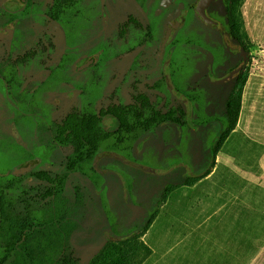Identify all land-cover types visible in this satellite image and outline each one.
<instances>
[{
	"label": "rangeland",
	"instance_id": "obj_1",
	"mask_svg": "<svg viewBox=\"0 0 264 264\" xmlns=\"http://www.w3.org/2000/svg\"><path fill=\"white\" fill-rule=\"evenodd\" d=\"M215 13L224 15L222 3L207 10L210 18L219 19ZM233 13L243 46L235 45L238 50H234L220 31L194 16L192 30L180 31L172 54L163 59L157 88L145 91L162 113L181 107L184 127L166 122L146 133L138 131L134 141L120 147L124 152L115 148L101 151L95 166L94 160L91 163L96 173L88 170L67 177V218L74 227L73 248L80 264H88L108 241L141 232L140 242L151 253L138 257L140 264H264V0H235ZM169 14L170 10L162 8L157 24L160 32ZM33 27L35 36L18 45L17 54L30 49L41 35L35 24ZM48 32L53 61L48 80L39 92L25 96L34 101L33 106L16 105L13 123L11 109L4 105L0 120V186L16 181L17 173L31 161L32 168L18 176L23 177L28 198L41 201L40 207L46 202L42 195L48 186L34 176L48 172L52 178L63 177L73 152L70 146L54 144L53 124L72 110L98 113L109 106H139L138 95L146 89L133 90L125 83L126 60L106 56L112 50L102 57L95 54L91 71L82 67L85 71L77 79L74 69V73L71 69L60 73L56 66L67 48L56 24ZM189 36L192 45L186 43ZM81 41L68 37L72 56L83 52ZM240 47L245 49L246 62ZM85 56H75L71 68ZM236 67H243L248 78L238 89L240 104L234 105L237 126L216 155L215 167L205 179L170 191L161 203L168 184H182L211 167V147L221 134L225 102L233 88L218 82ZM52 90L67 93L61 95V104L49 117L51 105L46 98ZM5 91L12 93L13 85H6ZM2 95L5 98V92ZM86 99L92 104L84 102ZM40 119L46 122L36 138ZM112 122L111 117L105 119V128ZM45 145L52 149L48 152ZM16 185L7 198L17 202L23 188ZM19 211H23L21 206ZM154 211H158L157 217L144 232ZM47 222L43 239L49 243L43 244L41 259L49 263L61 259V222Z\"/></svg>",
	"mask_w": 264,
	"mask_h": 264
},
{
	"label": "flooded vegetation",
	"instance_id": "obj_2",
	"mask_svg": "<svg viewBox=\"0 0 264 264\" xmlns=\"http://www.w3.org/2000/svg\"><path fill=\"white\" fill-rule=\"evenodd\" d=\"M199 1L0 0V120L2 105H4L11 109L9 120L13 123L15 118L14 109L17 110L16 105L24 102L28 106H33L34 101H31V99L26 100L25 96L30 97V95L39 92L42 89L41 85L48 80L51 74L49 63L53 62L50 61L52 47L48 29L55 24L58 26L61 40L63 39L67 48L58 59L61 64L56 66L60 73L61 71L64 73L67 69H71L73 72L74 69L75 73H73L77 79L85 70L91 71L90 65L94 62L93 57L95 54L102 57L104 53L112 50V55L107 53L106 56L113 59L120 56L125 58V83L129 84L133 90H138L140 87L146 88L144 93L138 95V99L145 98L147 89L154 90L157 88L156 84L159 83L158 70L163 66V59L167 53L172 54L173 42L178 40L179 36L181 37L180 31L192 30L194 16L206 25L196 13V6ZM219 2L224 7L223 0H217L213 1L208 9H213L214 5ZM162 8L170 10V14L163 31L160 32L157 24ZM215 14L218 15L219 19H211L218 26L209 27L220 31L225 43L230 41L233 49L238 50L221 20L222 16L225 15V8L224 15ZM175 23H177V27L173 28ZM34 24L38 30H41V35L33 42L30 49L17 54V46L24 44L28 39H33L35 36ZM223 30L226 31L225 36ZM167 34L168 38H166ZM102 36L105 39L98 41ZM68 37H73L75 41L83 39L81 41L83 52L77 55H87L75 62L73 68H71L72 63L77 55H71L72 51L69 48ZM187 39L186 43L192 45L193 37L189 36ZM239 53L241 55V47ZM89 56L90 59L87 60ZM242 60L246 62L243 56ZM82 67H86V69L82 70ZM237 68L239 67L230 72L232 73ZM95 74L96 71H94L93 76ZM149 74L153 75L148 76ZM110 79L112 81L113 77ZM9 84L13 85L12 93L5 91L6 85ZM59 84H61V79ZM3 85H5L4 89ZM3 92L6 94V96L4 95L5 98L2 95ZM66 93L65 90H52L48 93L46 100L51 105L49 117L52 111L61 104V95L63 96ZM79 102L81 101L79 100ZM84 102H88V105L92 104L88 99ZM43 122H46V120L40 119L36 138H40ZM13 137L21 142L20 137ZM44 147L48 148V152L52 149L50 145ZM58 147L61 148V146ZM97 160L98 156L94 159V166ZM25 164L16 177L19 173L22 174V171L28 166H30V169L32 168L31 161ZM13 256L15 258V253H13Z\"/></svg>",
	"mask_w": 264,
	"mask_h": 264
},
{
	"label": "trees",
	"instance_id": "obj_3",
	"mask_svg": "<svg viewBox=\"0 0 264 264\" xmlns=\"http://www.w3.org/2000/svg\"><path fill=\"white\" fill-rule=\"evenodd\" d=\"M234 1L223 0L225 15L221 19H224V27L231 35L234 44L243 46L244 43L237 33L238 24L233 13ZM247 78V74L240 72L228 82L229 85H233V88L225 102L221 134L211 147V167L201 174L187 177L182 184H168L161 203L166 201L170 191L188 186L210 175L223 142L237 126L239 115L234 105L240 104L241 95L238 94V89ZM140 101L139 106H109L107 109L102 108L98 113L72 110L60 122L53 124L54 144L73 148L67 173L61 178L58 176L52 178L48 172H40L34 176L41 182H46L48 186L42 195V199L46 202L41 207L39 206L42 204L41 201L28 198L23 177L17 176L16 181L6 182L5 186H0V264H80L74 254V227L67 218L69 210H67L65 204L67 199L64 196L69 174L75 172L84 174L88 170L96 173L91 163L100 152L111 148L121 150L123 145L137 138L135 134L138 131L146 133L166 122L180 127L185 126V112L181 107L171 108L166 113H162L150 102L149 97L145 96ZM109 117L113 119V122L106 129L104 120ZM121 152L124 151L121 150ZM15 184L18 189L23 188L22 196L17 202L7 198L8 193L14 190ZM20 206L23 211H19ZM157 214L158 211L152 212L143 226L144 232L153 224ZM48 219L52 222L55 219L61 222V259H53L49 263L48 259L47 261L41 259L43 244L49 243L47 238L43 239L44 232H47L45 229L48 226ZM143 235L144 233L141 232L118 241H108L88 264H140L138 257L144 255L146 258L151 253L150 249L140 242ZM13 253L15 258L11 260Z\"/></svg>",
	"mask_w": 264,
	"mask_h": 264
},
{
	"label": "water",
	"instance_id": "obj_4",
	"mask_svg": "<svg viewBox=\"0 0 264 264\" xmlns=\"http://www.w3.org/2000/svg\"><path fill=\"white\" fill-rule=\"evenodd\" d=\"M213 1L217 0H200L199 3L196 6V13L197 15L201 18V20L207 25V26H215L217 23L212 20L210 17H208L206 10L209 8L210 4ZM218 26V25H217ZM177 27V23L173 24V28ZM172 30V29H171ZM223 35H226V31L223 30ZM168 38V34L166 36ZM241 55L243 56V59L246 60V55H245V50L244 48H241ZM243 70V67H239L235 69L232 73H230L226 78L220 80L218 83L219 84H224L234 78L236 74L241 72ZM28 169H30V166L25 168L22 173L26 172Z\"/></svg>",
	"mask_w": 264,
	"mask_h": 264
}]
</instances>
